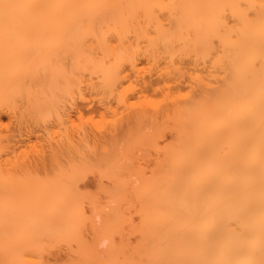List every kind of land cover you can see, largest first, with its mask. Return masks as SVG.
<instances>
[{
	"label": "bare ground",
	"instance_id": "obj_1",
	"mask_svg": "<svg viewBox=\"0 0 264 264\" xmlns=\"http://www.w3.org/2000/svg\"><path fill=\"white\" fill-rule=\"evenodd\" d=\"M141 60L155 86L132 80ZM132 82L157 98L130 102ZM88 96L131 112L108 146L74 140ZM4 115L41 127L48 154L27 164ZM145 147L150 174L121 162ZM90 171L138 214L134 244H109L102 262L85 202L102 235L128 221L79 191ZM60 242L79 253L68 264H264V0H0V264H49Z\"/></svg>",
	"mask_w": 264,
	"mask_h": 264
},
{
	"label": "rangeland",
	"instance_id": "obj_2",
	"mask_svg": "<svg viewBox=\"0 0 264 264\" xmlns=\"http://www.w3.org/2000/svg\"><path fill=\"white\" fill-rule=\"evenodd\" d=\"M140 69V74L138 78H132L134 81H138L139 83L142 82L141 78H144V81L147 82L148 85L152 84L155 86L159 78L155 74L153 69H150L146 64L145 60H141L138 65ZM135 86L133 92H129L127 94L128 99L130 102L135 101L139 96L147 95L151 98H157V92L153 90H149L145 88V84H137L132 82ZM150 83V84H149ZM128 83L125 82V86ZM142 85V86H141ZM100 97H87L85 102L77 101V111H73L70 113V121L76 127L73 131L74 140L77 145H80V139L83 136L89 142V146H98L100 144H104L108 146L109 139L111 134H119L122 128H125L127 117L131 114L130 110L125 109L124 107H118L116 110V115L113 116L110 112L104 111L103 107L100 105L99 100ZM109 101V102H108ZM108 101H103L102 103H110L111 105L115 106V101L110 99ZM81 116L82 118H79ZM3 123L7 125L11 134L14 136L12 145L15 148L17 154L20 152L25 153L26 155V163L33 166V164L40 158L41 155H47L50 150L51 143H48L44 140V135L42 132V128L35 126L31 123L20 125L14 119H9L8 116H2ZM149 130V128H147ZM171 134L167 130L161 138L157 139V142L160 147L164 146L166 143L170 141ZM108 140V141H107ZM124 141L121 140L118 142V152L123 155L124 151ZM95 147V146H94ZM38 152V154H37ZM135 156L132 160L123 157L121 162L128 163L130 166H134L137 169L141 170L144 175L150 174L153 168V161L155 158L158 157V152L152 148L145 147V148H136L135 149ZM146 177V176H145ZM137 179L136 176H132V180L135 181ZM77 187L80 192L87 194L89 196H97L98 206L101 205L103 211L110 213H116L121 216H124L127 219L126 226L124 225V233L126 234L127 228L130 224H136L138 222V214L135 212L134 208H127L125 209L124 202H113L110 196L103 190L110 191L111 188L116 187L112 178L102 176L96 171L88 172L79 182L77 183ZM85 209L87 214H90V210L92 211L93 215L91 218H94V227L95 228H88L85 227L84 235L86 240L89 242L92 239L97 241L100 247H97L98 255L97 261L102 262L103 260L107 259V250L108 245L112 244L118 246L122 243H130L134 244L136 235L129 234V235H122L114 234L111 237L106 235H102V215L101 212L97 213L91 207L93 205L89 204V202H85ZM95 206V207H98ZM98 211V210H97ZM94 212H96L94 214ZM98 217V219H97ZM94 230V231H93ZM96 234V235H95ZM96 236V238H95ZM101 238V239H100ZM106 238V239H102ZM103 243V244H101ZM109 251V250H108ZM109 258V257H108ZM43 259L49 264H68L71 261L79 262L80 256L77 251V248L74 244H66L63 242L49 245L47 251L43 254ZM100 259V260H99ZM102 259V260H101ZM95 260V259H94ZM109 260V259H108ZM108 260H106L108 262ZM96 261V262H97ZM99 262V263H100ZM98 264V262H97ZM103 264V263H100Z\"/></svg>",
	"mask_w": 264,
	"mask_h": 264
}]
</instances>
